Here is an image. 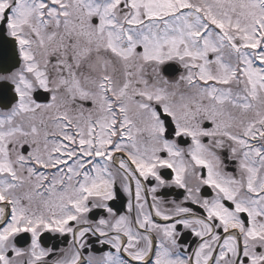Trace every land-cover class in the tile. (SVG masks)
<instances>
[{
    "label": "snow or ice",
    "instance_id": "obj_1",
    "mask_svg": "<svg viewBox=\"0 0 264 264\" xmlns=\"http://www.w3.org/2000/svg\"><path fill=\"white\" fill-rule=\"evenodd\" d=\"M0 264H264V0H0Z\"/></svg>",
    "mask_w": 264,
    "mask_h": 264
},
{
    "label": "flooded vegetation",
    "instance_id": "obj_2",
    "mask_svg": "<svg viewBox=\"0 0 264 264\" xmlns=\"http://www.w3.org/2000/svg\"><path fill=\"white\" fill-rule=\"evenodd\" d=\"M164 192L170 193V195L167 197L168 199H179L181 197L182 190L179 189H165ZM45 243L47 244H56L58 246H63L62 241L60 238L52 237L50 234H45L44 237H42ZM66 239V238H65ZM23 243V241H22Z\"/></svg>",
    "mask_w": 264,
    "mask_h": 264
}]
</instances>
